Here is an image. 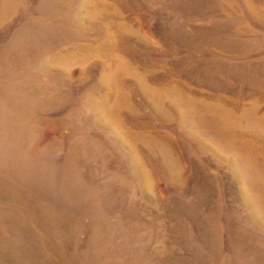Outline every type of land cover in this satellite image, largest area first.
I'll return each instance as SVG.
<instances>
[{"label":"rangeland","instance_id":"obj_1","mask_svg":"<svg viewBox=\"0 0 264 264\" xmlns=\"http://www.w3.org/2000/svg\"><path fill=\"white\" fill-rule=\"evenodd\" d=\"M0 264H264V0H0Z\"/></svg>","mask_w":264,"mask_h":264}]
</instances>
